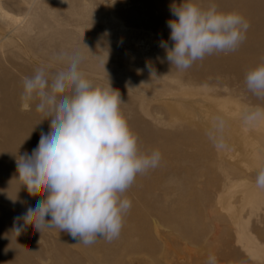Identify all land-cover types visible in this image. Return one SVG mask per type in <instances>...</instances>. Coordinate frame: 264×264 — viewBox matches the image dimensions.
Segmentation results:
<instances>
[{"label": "rangeland", "instance_id": "rangeland-1", "mask_svg": "<svg viewBox=\"0 0 264 264\" xmlns=\"http://www.w3.org/2000/svg\"><path fill=\"white\" fill-rule=\"evenodd\" d=\"M89 1L0 0L5 10L23 18L21 24L13 27L0 18V27L7 32L4 43L0 41L3 45L0 57L5 58H0V75L7 72L31 76L40 66L48 65H51L49 71L54 73L61 65L52 63L53 55L75 49L84 54L82 64L93 62L105 66L108 61L116 60L108 21L98 14L99 8L89 7ZM152 39L158 43L154 45L149 40H142L137 49L150 54L156 63L166 61V57H161L165 50L159 44L163 40L170 45L171 41L157 36ZM147 43L153 46L149 44L148 47ZM144 44L146 46L142 47ZM23 46L39 56L37 61H31L24 54L25 50H20ZM236 56L246 57L243 54ZM155 70L156 76L153 77L148 70L145 74L124 69L102 71L107 74L105 80L109 79L111 86L119 90L125 102L121 106L122 111L128 103L135 104V114L142 115L139 102H134L133 96L124 91L125 83L137 85L139 78L156 79L162 72ZM4 94L0 87V99ZM149 105L161 110L162 116L157 121L147 117H143L142 121L157 129L158 134L148 136L141 122L134 124L131 130L141 135L138 138L139 149L142 152L159 149L162 161L143 179L137 176L125 193L132 201V207L125 217L120 237L112 242L99 239L85 246L58 228L51 227L39 233L33 226L26 225L21 234H24L25 242L32 251H29L28 260L11 253L5 254L6 262L3 264H206L209 255H215L218 264H254L242 248L235 245L236 228L228 211L218 204V197L222 196V203L223 198H228L239 212L242 223L245 227L247 225L246 229L264 246V238L260 236L264 232V190L255 184L256 171L260 166L254 165L256 158L250 157L242 164L240 160L245 158L243 149L233 151L230 157L224 155L206 136L209 127L200 125V128L196 121L172 118L169 110L176 109V106L155 101ZM35 111L33 102L24 108L23 113L31 117ZM130 118L127 117V120L130 121ZM32 120L50 128V122L46 126V122H41L38 116L32 117ZM7 133L13 141L19 138L12 130ZM24 136L31 143L38 140L36 135H21L22 138ZM256 139L261 141L263 137L258 135ZM243 186L252 188L250 192H253L256 205L252 204V199L245 198ZM143 191H149V198L137 194ZM0 206L9 211L1 212L9 225L24 224L23 220L16 221L15 218L25 214L28 207L18 208L3 202ZM254 206L255 211H252Z\"/></svg>", "mask_w": 264, "mask_h": 264}, {"label": "clouds", "instance_id": "clouds-1", "mask_svg": "<svg viewBox=\"0 0 264 264\" xmlns=\"http://www.w3.org/2000/svg\"><path fill=\"white\" fill-rule=\"evenodd\" d=\"M114 5L116 0H105ZM172 16L168 42L159 46L166 60L179 71L217 53H231L246 40L250 23L241 14L220 10L216 4L202 7L196 0H182L170 7ZM85 57L79 50L60 51L51 65L40 66L23 79L22 107L35 102V110L50 118V130L41 132L31 154L17 159V180L31 196H39L34 207L15 218L17 236L26 225L41 233L55 227L67 232L77 243L89 246L104 239L112 242L121 235L132 201L125 193L137 176L159 167V149L142 152L138 137L128 124L121 106L125 104L111 82L98 84L81 70ZM147 70L156 76L155 68ZM248 92L264 100V62L245 75ZM246 125L264 120V107L249 106L242 113ZM226 121L214 116L209 138L222 147ZM256 187L264 190V165L257 168ZM50 217V219H49ZM206 264H218L209 255Z\"/></svg>", "mask_w": 264, "mask_h": 264}, {"label": "bare ground", "instance_id": "bare-ground-1", "mask_svg": "<svg viewBox=\"0 0 264 264\" xmlns=\"http://www.w3.org/2000/svg\"><path fill=\"white\" fill-rule=\"evenodd\" d=\"M104 2L105 0H91L88 5L91 8L94 6L99 8L98 14L108 21V27H110L108 33L110 39L114 41L112 51L116 54V60L109 59L105 66L93 62L89 65L84 63L81 64L84 65L81 70L88 73L89 79L98 84L107 83L105 80L107 74H104L103 69L106 71L135 70L145 74L146 65L151 64L162 72L158 73L156 79L139 78L137 85L125 83L124 91L130 93L134 102L138 101L140 109L143 110L142 115L135 114V104L128 103L127 108L122 111L126 118L131 117L128 121L130 128L141 122L147 129L148 136L155 137L158 134L157 129H152L142 121L143 117L157 121L159 116H162L161 110L150 107L149 103L152 101L176 106V109L169 110L172 118L196 121L199 124L198 127L201 125L210 128L212 118L220 115L226 121L223 146H217L221 149L220 152L230 157L233 151L243 149L245 158L240 160L242 164L250 157H255L254 165H264V145H262L264 144V120L249 126L242 119L245 108L257 105L264 107V100L252 95L245 86L247 71L264 62V0H196L202 7L214 3L222 11L241 14L249 21L250 28L247 31L246 40L237 51L206 56L202 61H196L189 69L183 71L172 68L167 60L156 63L150 54L137 49L142 40H149L153 42L152 44L158 43L152 39L154 36L169 40L170 29L167 27V21L176 19L172 16L170 7L173 4H180L182 0H116L114 5ZM0 18L3 23L12 27L23 22L21 16L5 10L1 3ZM6 33V30L0 27V41H5ZM170 43L171 47L172 42ZM145 44L142 47L146 46ZM0 46V48L3 47V45ZM26 48L23 46L20 50L24 49V54L31 61H37L39 56ZM236 54H243L246 57L238 58ZM161 57H166V51H163ZM24 77V75L7 72L0 75V87L5 93L0 99V202L13 204L18 208L34 207L40 197H27L29 193L26 188H20L17 180V159L25 153L31 154L39 143L41 132L47 133L50 130L32 120V117L36 116L42 120L43 116L40 113L35 111L31 117L23 113L21 94ZM43 121L46 122V126H49L47 122H50V118ZM8 130L14 131L19 138L13 141L7 133ZM31 134L38 137L36 143H31L25 136L21 137V135ZM258 135L263 137L261 141L256 139ZM136 136L141 138L138 133ZM206 136L209 135L206 134ZM4 158L7 160H3ZM148 173L140 175V178L143 179ZM250 189L243 186L245 198L253 200V192L251 193ZM148 192L143 191L137 194L149 198L151 194ZM223 199L224 203L220 195L218 204L228 211L231 222L236 228L235 245L241 247L254 264H264V246L246 229L247 225L245 227L242 223L239 212L235 210L228 198ZM252 204L256 205L254 200ZM252 208L254 210L251 208L250 210L255 211L256 206ZM5 210L7 209L0 206V264L6 262V255L11 253L28 260L31 248L27 246L24 234L20 233L17 236L14 226L7 223L6 216H1L2 211L7 212ZM260 236L264 238V232H261Z\"/></svg>", "mask_w": 264, "mask_h": 264}]
</instances>
